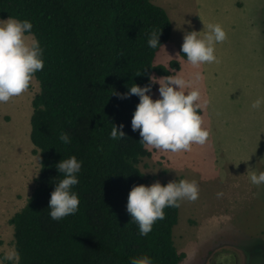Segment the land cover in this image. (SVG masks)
Segmentation results:
<instances>
[{
  "label": "trees",
  "instance_id": "16d2710c",
  "mask_svg": "<svg viewBox=\"0 0 264 264\" xmlns=\"http://www.w3.org/2000/svg\"><path fill=\"white\" fill-rule=\"evenodd\" d=\"M9 17L32 24L44 62L35 73L38 90L28 119L38 174L24 205L7 221L19 264H131L145 255L152 264H179L184 255L171 235L178 208L166 207L165 219L147 236L139 235L126 211L131 189L148 186L137 164L149 154L139 130H131L139 97L116 95L178 70L174 60L153 65L160 46H148L154 31H161L160 45L167 42L166 12L149 0H0V19ZM113 126L125 138L110 139ZM62 132L70 144L60 140ZM73 156L82 162L79 183L71 188L79 208L54 221L50 195L64 178L56 165Z\"/></svg>",
  "mask_w": 264,
  "mask_h": 264
},
{
  "label": "rangeland",
  "instance_id": "374dc122",
  "mask_svg": "<svg viewBox=\"0 0 264 264\" xmlns=\"http://www.w3.org/2000/svg\"><path fill=\"white\" fill-rule=\"evenodd\" d=\"M149 1L161 7L171 23L169 38L152 64L167 66L174 60L179 65L175 72L185 78L195 71L202 74L198 86L208 103L199 115L210 136L206 145H192L191 152L144 147L149 156L140 159L137 168L148 186L182 179L199 186V198L181 202L172 228L173 245L184 255L179 264H218L222 254L232 257L231 264H264V184L257 187L249 179V171L264 172V105L251 108L264 97V0ZM209 23L220 24L227 34L226 41L215 45L220 62L193 69L180 54L183 37L192 31L203 36ZM153 88L155 101L159 85ZM37 90L33 80L26 93L0 103L2 258L13 247L7 221L24 205L38 174L28 139L30 101Z\"/></svg>",
  "mask_w": 264,
  "mask_h": 264
},
{
  "label": "clouds",
  "instance_id": "9594fccd",
  "mask_svg": "<svg viewBox=\"0 0 264 264\" xmlns=\"http://www.w3.org/2000/svg\"><path fill=\"white\" fill-rule=\"evenodd\" d=\"M32 24L9 17L0 21V103H8L12 98L26 93L35 73L42 71L44 62L41 59L42 48L39 41L31 35ZM26 33H29L26 35ZM161 34L152 32L148 40L150 48L164 47L158 42ZM227 40V34L220 24L209 23L207 32L192 31L184 35L180 51L186 57V63L193 69H199L204 64L219 63L216 57L215 45ZM169 57V56H168ZM171 59V57H169ZM170 71L175 72L174 69ZM174 75L157 79L149 77V84L140 87L133 84L129 92L119 95L126 99L130 95L139 97V103L131 119V130H139L140 143L149 150L179 154L191 152L192 145L204 146L209 140L210 132L203 127L202 116L198 114L202 106L208 101L202 99L199 82L203 79L199 71L191 73L185 78L179 72ZM141 74H138L139 76ZM152 84H158L159 99L153 101L151 93ZM264 105V97H258L251 105L258 110ZM219 115V113H218ZM120 129L123 125L119 126ZM60 140L65 144L71 143L67 133L60 134ZM125 138V133L112 127L110 139ZM39 160V155L34 157ZM41 166V165H40ZM82 162L76 157L62 160L56 165L64 178L56 184L50 195L48 208L52 220L74 215L79 208V198L71 188L79 183L77 173ZM250 182L255 186L264 184V172L257 174L249 171ZM222 194H218L220 196ZM199 198V186L196 181L180 180L169 182L162 186L158 181L151 186H134L128 193L126 211L131 221L139 228L140 236H147L157 220H164L166 207L179 208L181 202H195ZM20 256L15 247L9 248L4 254L3 261L19 264ZM232 257L222 254L217 258L218 264H231ZM131 264H152L147 256L133 258Z\"/></svg>",
  "mask_w": 264,
  "mask_h": 264
}]
</instances>
